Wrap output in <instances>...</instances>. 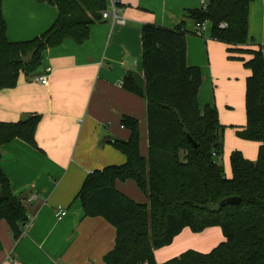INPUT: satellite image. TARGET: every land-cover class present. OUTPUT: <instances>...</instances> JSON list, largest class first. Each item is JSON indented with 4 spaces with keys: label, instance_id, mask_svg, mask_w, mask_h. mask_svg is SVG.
<instances>
[{
    "label": "trees",
    "instance_id": "trees-1",
    "mask_svg": "<svg viewBox=\"0 0 264 264\" xmlns=\"http://www.w3.org/2000/svg\"><path fill=\"white\" fill-rule=\"evenodd\" d=\"M38 1L54 5L56 19L38 36L9 41L0 0V89L14 87L21 72H37L47 48L65 39L83 43L89 26L101 21L100 12L106 7V0ZM207 1L205 10L187 9V16L196 23H210V37L230 45L229 52L239 54L237 58L250 70L245 79L246 124L236 135L259 143L256 159L231 151V174L225 175L218 161L223 153V126L214 105L199 109L202 75L198 66L186 63L184 21L173 27L143 24V77L128 71L122 86L145 100L147 154L140 152L138 119L122 115L120 124L129 131L128 137L107 142L125 155V161L88 173L76 195L84 216H101L115 228L104 264H264V56L259 45L250 47L252 0ZM40 119L34 113L15 122H0V145L18 138L37 146ZM117 180H133L148 203L119 191ZM230 196L241 200L218 206ZM22 199L0 168V220L7 222L15 241L29 221ZM212 226L220 227L225 240L209 252L189 249L156 262L154 250L170 244L183 228L201 232Z\"/></svg>",
    "mask_w": 264,
    "mask_h": 264
},
{
    "label": "crops",
    "instance_id": "crops-1",
    "mask_svg": "<svg viewBox=\"0 0 264 264\" xmlns=\"http://www.w3.org/2000/svg\"><path fill=\"white\" fill-rule=\"evenodd\" d=\"M119 7L125 24L110 20L91 24L83 43L65 39L47 48L37 72H21L14 87L0 89V122L41 115L37 146L18 138L0 145V168L11 190L21 192L29 217L16 241L7 222L0 220V264H104L115 228L101 216H84L76 195L88 173L125 161V155L107 142L128 137L129 131L120 124L122 115L138 119L140 152L147 154L145 100L122 86L128 71L143 77V24L173 27L184 21L186 63L198 66L202 75L200 111L206 104L216 107L225 127L226 157L239 150L247 159H256L259 143L236 135L246 124L245 79L250 70L239 54L229 52L230 45L210 37V23L203 36H195L196 22L187 9L199 7V0H121ZM1 9L9 41L40 35L58 15L54 5L38 0H2ZM248 35L250 47L259 45L264 56V0L250 2ZM42 75H47V84L40 82ZM224 170L230 176V168ZM132 182L117 180L115 187L148 203ZM31 193L36 198L24 200ZM58 209L65 210L61 218L56 216ZM224 240L219 226L201 232L185 227L170 244L154 250V257L162 263L189 249L207 253Z\"/></svg>",
    "mask_w": 264,
    "mask_h": 264
},
{
    "label": "built area",
    "instance_id": "built-area-1",
    "mask_svg": "<svg viewBox=\"0 0 264 264\" xmlns=\"http://www.w3.org/2000/svg\"><path fill=\"white\" fill-rule=\"evenodd\" d=\"M120 2L121 0H106V7L100 12L101 15V20H110L112 23H117V24H125L126 23V18L120 14ZM207 0H199V7L203 10L206 9L207 7ZM225 23H221V27H225ZM195 34L197 36H203L205 33L206 29V22L204 23H195ZM50 69L47 68V71ZM40 82L44 85L47 84L48 78L47 75H42L40 78ZM36 198V194L31 193L26 197L24 200L27 202H31ZM65 215V210L64 209H58L56 212L57 218H61ZM26 226V224H25Z\"/></svg>",
    "mask_w": 264,
    "mask_h": 264
},
{
    "label": "water",
    "instance_id": "water-1",
    "mask_svg": "<svg viewBox=\"0 0 264 264\" xmlns=\"http://www.w3.org/2000/svg\"><path fill=\"white\" fill-rule=\"evenodd\" d=\"M187 138L192 143V145L194 147L197 146V144L193 141V139L191 138L190 135H187ZM240 200H241L240 197H237V196L226 197V198H224V199H222V200L219 201L218 206L219 207H222L224 204L239 203Z\"/></svg>",
    "mask_w": 264,
    "mask_h": 264
},
{
    "label": "rangeland",
    "instance_id": "rangeland-1",
    "mask_svg": "<svg viewBox=\"0 0 264 264\" xmlns=\"http://www.w3.org/2000/svg\"><path fill=\"white\" fill-rule=\"evenodd\" d=\"M195 36H197V35H195ZM221 130H225V127L224 126L221 127ZM223 146H224V141H223ZM218 161H219V163H221L223 165V168L224 169L225 168H228V167L230 168V165H229V155H227V157H226V154L222 153V155H221V157L219 158ZM131 181H133V180H131ZM132 183H134V185H136L134 181Z\"/></svg>",
    "mask_w": 264,
    "mask_h": 264
}]
</instances>
